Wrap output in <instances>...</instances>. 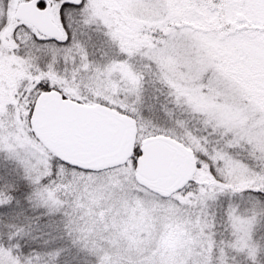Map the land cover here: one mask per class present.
I'll return each mask as SVG.
<instances>
[{
	"label": "snow or ice",
	"instance_id": "snow-or-ice-1",
	"mask_svg": "<svg viewBox=\"0 0 264 264\" xmlns=\"http://www.w3.org/2000/svg\"><path fill=\"white\" fill-rule=\"evenodd\" d=\"M0 264H264V0H0Z\"/></svg>",
	"mask_w": 264,
	"mask_h": 264
}]
</instances>
